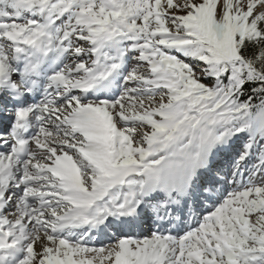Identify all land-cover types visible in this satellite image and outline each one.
Returning a JSON list of instances; mask_svg holds the SVG:
<instances>
[{
    "label": "snow or ice",
    "instance_id": "obj_1",
    "mask_svg": "<svg viewBox=\"0 0 264 264\" xmlns=\"http://www.w3.org/2000/svg\"><path fill=\"white\" fill-rule=\"evenodd\" d=\"M0 264H264V0H0Z\"/></svg>",
    "mask_w": 264,
    "mask_h": 264
}]
</instances>
